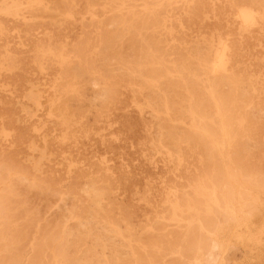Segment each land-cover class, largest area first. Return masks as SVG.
<instances>
[{
    "label": "rangeland",
    "instance_id": "1",
    "mask_svg": "<svg viewBox=\"0 0 264 264\" xmlns=\"http://www.w3.org/2000/svg\"><path fill=\"white\" fill-rule=\"evenodd\" d=\"M93 1L0 0V262L264 264V0Z\"/></svg>",
    "mask_w": 264,
    "mask_h": 264
},
{
    "label": "bare ground",
    "instance_id": "2",
    "mask_svg": "<svg viewBox=\"0 0 264 264\" xmlns=\"http://www.w3.org/2000/svg\"><path fill=\"white\" fill-rule=\"evenodd\" d=\"M94 1H95V0H94ZM94 1H93V2H94ZM94 3H96V1H95ZM97 3H98V2H97ZM97 3H96V4H97ZM154 3H155V2H154ZM99 5H100V4H99ZM128 5H129V4H128ZM89 6H90V4H89ZM95 6H97V5H95ZM92 7H93V4H92ZM113 7H114V6H113ZM48 9H49V8H48ZM119 10H120V9H119ZM110 11H111V10H110ZM146 13H147V12H146ZM239 13H240V11H239ZM150 15H151V14H150ZM239 15H241V13H240ZM143 16H144V15H143ZM240 17H241V16H240ZM130 18H131V17H130ZM140 18H141V17H139V19H140ZM142 18H144V17H142ZM123 19H124V18H123ZM155 19H156V18H155ZM155 19H154V20H155ZM241 19H243V18H241ZM164 20H165V19H164ZM118 21H119V19H118ZM121 21H123V20H121ZM138 21H139V20H138ZM140 21H141V20H140ZM146 21H147V19H146ZM157 21H158V19H157ZM111 22H112V21H111ZM114 22H115V21H114ZM126 22H127V21H126ZM161 22H162V21H161ZM139 23H140V22H139ZM143 23H145V22H143ZM153 23L155 24V21H154ZM167 23H168V22H167ZM108 24H109V23H108ZM120 24H121V23H120ZM125 24H126V23H125ZM145 24H146V23H145ZM154 24H152V26H153ZM158 24H159V21H158ZM123 25H124V24H123ZM136 25H137V24H136ZM155 25H157V23H156ZM137 26H138V25H137ZM140 26H141V25H140ZM143 26H144V25H143ZM163 26H164V25H163ZM141 27H142V26H141ZM145 27H146V26H144V30L146 29ZM147 27H148V25H147ZM129 28H130V27H129ZM159 28H160V27H159ZM169 28H170V27H169ZM131 29H132V28H131ZM142 29H143V28H142ZM153 29H154V28H153ZM115 30H116V29H115ZM127 30H128V29H127ZM109 32H110V31H109ZM131 32H132V31H131ZM144 32H145V31H144ZM144 32H142V33H144ZM155 32H156V31H155ZM126 33H127V32H126ZM138 33H139V32H138ZM107 35H108V33H107ZM118 35H119V34H118ZM118 35L116 34V37L113 36L112 38H117ZM127 35H128V34H127ZM139 35H140V34H139ZM142 35H143V34H142ZM110 36H111V35H110ZM119 37H120V35H119ZM122 37H123V36H122ZM226 37H227V36H226ZM123 38H124V37H123ZM125 38H126V37H125ZM108 39H109V38H108ZM110 39H111V37H110ZM121 39H122V38H121ZM139 39H140V38H139ZM142 39H145V38H142ZM113 40L116 41L115 39H113ZM137 40H138V39H137ZM156 40H157V39H156ZM143 41H144V40H143ZM145 41H147V40L145 39ZM145 41H144V42H145ZM121 42H122V40H121ZM130 42H131V41H130ZM148 42H150V41H148ZM101 43H103V40H101ZM142 43H143V42H142ZM154 43H155V42H154ZM156 43H157V42H156ZM103 44H104V43H103ZM117 44H118V43H117ZM121 44H122V43H121ZM143 44H144V43H143ZM158 44H159V43H157V45H158ZM161 44H162V43H161ZM104 45H106V44H104ZM129 45H131V44H129ZM137 45H138V44H137ZM139 45H140V44H139ZM139 45H138V46H139ZM145 45H149V43H146ZM157 45H154V46L157 47ZM114 46H115V45H114ZM121 46H122V45H120V47H121ZM131 46H132V45H131ZM161 46H162V45H161ZM112 47H113V46H112ZM153 48H154V47H153ZM106 49H108V48L106 47ZM114 49H115V48L113 47V50H114ZM157 49H158V48H157ZM134 50H135V49H134ZM148 50H150V48H149ZM102 51H103V50H102ZM106 51H107V50H106ZM131 51H132V50H131ZM218 51H219V50H218ZM223 51L225 52V50H223ZM103 52H104V51H103ZM133 52H135V51H133ZM140 52H141V51H140ZM146 52H147V51H146ZM105 53H107V52H105ZM149 53H150V52H149ZM149 53H148V54H149ZM156 53H157V52H156ZM146 54H147V53H146ZM160 54H161V53H160ZM217 54H218V53H217ZM116 55H117V54H116ZM156 55H157V54H156ZM161 55H162V54H161ZM220 55H221V54H220ZM98 56H99V55H98ZM102 56H103V55H102ZM118 56H120V55H118ZM159 56H160V55H159ZM221 56H222V55H221ZM139 57H140V56H139ZM144 57H145V56H144ZM148 57H149V56H148ZM148 57H147V59H148ZM151 57H152V56H151ZM156 57H158V56H156ZM162 57H163V56H162ZM200 57H201V56H200ZM101 58H102V57H101ZM101 58H100V61H101ZM122 58H123V57H122ZM140 58H142V57H140ZM154 58H155V57H154ZM160 58H161V57H160ZM201 58H202V57H201ZM103 59H104V57H103ZM103 59H102V60H103ZM118 59H120V57H118ZM123 59H124V60H122V62H124L126 58H123ZM136 59H137V58H136ZM145 59H146V58H145ZM145 59H143V60L145 61ZM152 59H153V58H152ZM162 59H163V58H162ZM199 59H200V58H199ZM130 60H131V61H132V60L135 61V60L132 59V58L129 59V61H130ZM149 60H150L149 62H151V58H150ZM153 60H154V59H153ZM203 60H204V59H202V62H203ZM219 60H220V59H219ZM103 61H104V60H103ZM131 61H130V62H131ZM136 61H137V60H136ZM144 61H143V63H144ZM154 61L156 62V59H155ZM159 61H160V60H159ZM163 61H165V60H163ZM214 61H215V60H214ZM217 61H218V59H217ZM127 62H128V61H127ZM130 62H128V63H130ZM139 62H141V61H139ZM160 62H161V61H160ZM160 62H158V63H160ZM189 62L192 63L191 61H189ZM104 63H105V62H104ZM111 63H112V62H111ZM153 63H154V62H153ZM162 63H163V62H162ZM165 63H166V62H165ZM165 63H164V65H165ZM102 64H103V63H102ZM105 64H106V63H105ZM115 64H116V63H115ZM132 64H133V63H132ZM136 64H137V63H136ZM106 65H107V64H106ZM134 65H135V63H134ZM141 65H142V64H141ZM146 65H147V64H146ZM161 65H162V64H161ZM164 65H163V66H164ZM193 65H194V64H193ZM100 66H101V65H100ZM109 66H110V65H109ZM135 66H136V65H135ZM190 66H192V65H190ZM200 66H201V65H200ZM216 66H217V64H216ZM103 67H105V66L103 65ZM180 67H181V66H180ZM193 67H194V66H193ZM212 67H213V63H212ZM134 68H135V67H134ZM134 68H133V69H134ZM194 68H195V67H194ZM214 68H215V67H214ZM129 69H131V68H129ZM156 69H157V68H156ZM196 69H197V68H196ZM147 70H148V69H147ZM154 70H155V69H154ZM163 70H164V69H163ZM192 70H193V68H192ZM204 70H205V69H204ZM99 71H100V70H99ZM134 71H135V69H134ZM140 71H143V70H140ZM140 71H138V72L140 73ZM155 71H158V72H159L160 70L158 69V70H155ZM174 71H175V70H174ZM196 71H197V70H196ZM211 71H212V70H211ZM123 72H124V71H123ZM135 72L137 73V71H135ZM146 72H147V71H146ZM148 72H150V71H148ZM153 72H154V71H153ZM164 72H165V71H164ZM172 72H173V71H172ZM180 72L182 73V71H180ZM199 72H200V71H199ZM209 72H210V71H209ZM212 72H213V71H212ZM214 72H215V71H214ZM126 73H128V72H126ZM136 73H135V74H136ZM142 73H145V71L142 72ZM151 73H152V69H151ZM154 73H156V72H154ZM181 73H180V75H181ZM119 74H120V73H119ZM123 74H124V73H123ZM128 74H129V73H128ZM152 74H153V73H152ZM152 74H151V75H152ZM163 74H164V73H163ZM97 75H98V74H97ZM147 75H148V73H147ZM160 75H162V74H160ZM160 75H159V76H160ZM125 76H126V75H125ZM145 76H146V73H145ZM148 76H149V75H148ZM159 76H158V74H157V76H155V78L157 77V80H158V77H159ZM162 76H163V75H162ZM183 76H184V75H183ZM139 77H140V76H139ZM153 77H154V76H153ZM153 77H152V78H153ZM213 77H214V76H212V78H213ZM187 78H188V77H187ZM201 78H202V77H201ZM212 78H211V80H212ZM202 79H203V78H202ZM174 80H175V79H174ZM211 80H210V81H211ZM216 80H217V79H216ZM220 80H222V79H220ZM189 81H190V80H189ZM195 81H196V80H195ZM201 81H202V80H201ZM153 82H154V80H153ZM177 82H178V80H177ZM197 82H198V81H197ZM199 82H200V81H199ZM215 82H217V81H215ZM215 82H214V83H215ZM225 82H226V81H225ZM128 83H129V82H128ZM187 83H188V82H187ZM200 83H201V82H200ZM203 83H204V82H203ZM74 84H75V87H76L77 84H76V83H74ZM106 84H107V83H106ZM131 84H132V83H131ZM147 84H148V83H147ZM180 84H181V82H180ZM180 84H178L179 87H180ZM218 84H219V83H218ZM220 84H221V82H220ZM220 84H219V86H220ZM187 85H188V84H187ZM192 85H193V84H192ZM198 85H199V84H198ZM211 85H212V84H211ZM215 85H216V84H215ZM222 85H223V83H222ZM72 86H74V85H72ZM72 86H71V87H72ZM77 86H78V85H77ZM205 86H206V85H205ZM212 86H214V84H213ZM216 86H217V85H216ZM223 86H224V85H223ZM246 86H247V85H246ZM68 87H69V86H68ZM68 87H67V88H68ZM78 87H79V86H78ZM80 87H81V86H80ZM182 87H184V86H182ZM244 87H245V86H244ZM69 88H70V87H69ZM73 88H74V87H73ZM213 88H214V87H213ZM77 89H78V88H77ZM77 89H76V90H77ZM80 89H81V88H80ZM80 89H79V90H80ZM180 89H182V88H180ZM188 89H189V88H188ZM193 89H194V88H193ZM215 89H216V88H215ZM218 89H219V88H218ZM221 89H222V87H221ZM63 90H64V89H63ZM65 90H66V89H65ZM79 90H78V91H79ZM163 90H164V89H163ZM232 90H233V89H232ZM74 91H75V89H74ZM189 91H190V92H189L190 94L193 93V92H191V90H189ZM194 91H195V90H194ZM198 91H199V89H198ZM200 91H201V90H200ZM215 91H216V90H215ZM230 91H231V90H230ZM243 91H244V90H243ZM79 92H80V91H79ZM236 92H237V91H236ZM74 93H75V92H74ZM76 93H77V92H76ZM177 93H178V92H177ZM181 93H182V92H181ZM202 93H203V92H202ZM219 93H220V92H219ZM223 93H224V92H223ZM67 94H68V93H67ZM78 94H79V93H78ZM78 94H76V95H77L76 97H78ZM195 94H196V91H195ZM195 94L193 93V95H195ZM197 94H198V93H197ZM203 94H204V93H203ZM227 94H228V92H227ZM199 95H200V94H199ZM224 95H225V94H224ZM243 95H244V94H243ZM79 96H80V94H79ZM81 96H82V95H81ZM166 96H167V95H166ZM195 96H196V95H195ZM195 96H194V97H195ZM197 96H198V95H197ZM202 96H203V95H202ZM221 96H222V95H221ZM221 96H220L219 98H221ZM156 97H157V96H156ZM214 97H215V96H214ZM184 98H185V97H184ZM217 98H218V97H217ZM217 98H216V99H217ZM219 98H218V99H219ZM225 98H226V97H225ZM113 99H114V98H113ZM163 99H164V98H163ZM167 99H168V98H167ZM172 99H173V98H172ZM202 99H204V98H202ZM67 101H68V100H67ZM167 101H168V100H167ZM199 101H200V100H199ZM63 103H64V102H63ZM173 103H175V102H173ZM194 103H196V102H194ZM207 103H208V102H207ZM207 103H206V104H207ZM177 104H178V103H177ZM200 104H202V103L200 102ZM208 104H209V103H208ZM208 104H207V106H208ZM210 104H211V103H210ZM180 105H181V104H180ZM193 105H194V104H193ZM198 105H199V104H198ZM63 106H64V105H63ZM181 106H182V105H181ZM60 107H61V105H60ZM191 107H192V106H191ZM198 107H199V106H198ZM198 107H197V108H198ZM210 107H211V106H210ZM219 107H220V106H219ZM187 108H188V107H187ZM195 108H196V107H195ZM197 108H196V109H197ZM232 108H233V107H232ZM232 108H231V109H232ZM175 109H176V107H175ZM175 109H173V110H175ZM201 109H202V108H201ZM201 109H198V110H201ZM203 109H204V108H203ZM208 109H209V108H208ZM59 110H60V109H59ZM196 111H197V110H196ZM203 111H204V110H203ZM201 112H202V110H201ZM58 113L60 114V112H58ZM71 113H72V112H71ZM171 113H172V112H171ZM179 113H180V112H179ZM196 113H197V112H196ZM172 114H173V113H172ZM172 114H171V115H172ZM203 114H204V113H203ZM203 114H202V115H203ZM205 114H206V113H205ZM210 114H211V113H210ZM177 115H179V114H177ZM197 115H198V114H197ZM200 115H201V114H200ZM59 116H60V115H59ZM71 116H72V115L70 114V117H71ZM68 117H69V115H68ZM72 117H73V116H72ZM198 117L200 118V116H198ZM207 117H208V116H207ZM193 118H194V117H193ZM207 125H208V124H207ZM209 126H210V125H209ZM208 131H209V130H208ZM213 131H215V130H213ZM209 132H212V131L210 130ZM213 133H214V132H213ZM213 133H212L211 135H215V134H213ZM218 133H219V132H218ZM164 135H165V133H164ZM216 135H217V132H216ZM216 135H215L214 137H218V136H216ZM218 135H219V134H218ZM219 137H220V135H219ZM219 137H218V138H219ZM219 139H220V138H219ZM205 140H206V139H205ZM201 141H202V140H200V142H201ZM214 141H215V140H214ZM206 142H207V141H206ZM217 142H218V141H217ZM220 142H221V141H220ZM204 143H205V141L201 142V145L204 144ZM204 145H205V144H204ZM205 147H206V146H205ZM203 148H204V147H203ZM204 150H205V149H204ZM205 154H206V153H205ZM206 156H207V155H206ZM208 160H209V159H208ZM1 169H2V168H1ZM214 169H215V168H214ZM2 170H3V169H2ZM218 171H220V169H219ZM215 172H217V170H216ZM220 172H221V171H220ZM2 173H3V172H2ZM221 173H222V172H221ZM4 174H5V173H4ZM215 174H216V173H215ZM208 175H210V173H209ZM220 175H221V174H220ZM0 176H2V175L0 174ZM222 176H223V175H221V177H222ZM3 177H4V176H3ZM214 177H215L214 179H216V176H214ZM219 177H220V176H219ZM2 179H3V178H2ZM4 179H5V178H4ZM12 179H13V178H12ZM20 179H21V178H20ZM214 179H213V180H214ZM219 179H220V178H219ZM6 181H7V180H6ZM17 181H19V178H18ZM215 181H216V180H215ZM217 181H218V179H217ZM217 181H216V182H217ZM222 181H223V180H222ZM1 182H2V181H1ZM1 182H0V183H1ZM10 182H12V181H10ZM14 182H15V181H14ZM204 182H205V181H203V183H204ZM206 182H207V181H206ZM206 182H205V183H206ZM256 182H259V181L256 180ZM12 183H13V182H12ZM205 183H204V184H205ZM16 184H17V182H16ZM18 184H19V183H18ZM206 184H208V183H206ZM13 185H14V184H13ZM218 185H219V183H218L217 185H215V183H214V186H218ZM11 186H12V184H11ZM19 186H20V185H19ZM19 186H17V187H19ZM208 187H210V186H208ZM3 188H4V187H3ZM9 188H10V187H9ZM10 189H11V188H10ZM40 189H42V188L40 187ZM227 189H228V188H227ZM12 190L14 191L15 188L12 189ZM232 190H233V189H232ZM232 190H231V191H232ZM16 191H17V193L19 192L17 189L15 190V192H16ZM94 191H95V190H94ZM5 192H6V191H5ZM8 192H10V191L8 190ZM43 192H45V191H43ZM220 192H221V191H220ZM11 193H13V192H11ZM17 193H16V194H17ZM89 193H90V192H89ZM89 193H88V194H89ZM94 193H95V192H94ZM96 193H97V191H96ZM231 193H232V192H231ZM97 194H98V193H97ZM99 194H100V193H99ZM226 194H227V193H226ZM2 195H3V194H2ZM13 196H15V195H13ZM13 196H12V197H13ZM95 196H96V194H95ZM217 196H218V194H217ZM229 196H230V195H229ZM10 197H11V194H10V193H7V194H5L3 197H1V202H2L1 204H3V206H4L5 208H7V209H8V208H13V207L17 204V203L14 202V203H15V205H14V204H13L12 197H11V198H10ZM18 197H19V196H18ZM86 197H89V196L86 194ZM90 197H91V195H90ZM90 197H89V199H90ZM222 197H223V196H222ZM92 198H93V197H92ZM92 198H91V199H92ZM243 198H244V197H243ZM13 199H14V198H13ZM17 199H18V201H19V198H17ZM89 199H88V200H89ZM187 199H188V198H187ZM226 199H227V198H226ZM245 199H247V198H245ZM245 199H244V200H245ZM200 200H201V199H200ZM247 200H248V199H247ZM14 201H15V200H14ZM20 201H21V200H20ZM92 201H93V200H92ZM94 201H95V200H94ZM223 201H224V200H223ZM233 201H234V200H233ZM97 202H98V198H97ZM230 202H231V201H230ZM21 203H22V201H21ZM92 203H93V202H92ZM202 203H203V201H202ZM244 203H245V202H244ZM94 204H96V203L94 202ZM98 204H100V203H98ZM223 204H224V203H223ZM13 205H14V206H13ZM18 205H20V202H19V204H17L16 206H18ZM101 205H102V204H101ZM101 205H99V206L102 207ZM20 206H21V205H20ZM93 206H94V205H93ZM97 206H98V205L96 204V206H95V208H94L95 210L97 209V208H96ZM178 206H179V205H178ZM228 206H229V205H228ZM241 206H242V205H241ZM216 207H217V206H216ZM231 207H232V206H231ZM231 207H229V208H231ZM5 208H4V209H5ZM14 208H16V207H14ZM24 208H25V207H24ZM182 208H184V207H182ZM190 208H191V207H190ZM211 208H212V207H211ZM224 208H225V207H224ZM242 208H243V207H242ZM246 208H247V207H246ZM21 209H22V208H21ZM102 209H103V208H102ZM214 209H215V208H214ZM217 209H219V208H217ZM221 209H222V208H221ZM248 209H249V208H248ZM251 209H252V208H251ZM8 210L10 211L11 209H8ZM187 210H188V209H187ZM190 210H191V209H190ZM190 210H189V211H190ZM25 211H27V210H25ZM97 211H98V210H97ZM97 211H95L94 213H96ZM100 211H102V210H99L98 212H100ZM181 211H183V210H181ZM214 211H215V210H214ZM7 212H8V211H7ZM17 212H18V211H17ZM20 212H21V211H20ZM20 212H19V214H22V213H20ZM215 212H216V211H215ZM217 212H218V211H217ZM252 212H253V211H252ZM15 213H16V212H15ZM15 213H14V214H15ZM107 213H108V212H107ZM225 213H226V212H225ZM250 213H251V212H250ZM24 214H25V212H24ZM27 214H28V213H27ZM27 214H26V215H27ZM81 214H82V213H81ZM99 214H100V213H99ZM10 215H11V214H10ZM17 215H18V213H17ZM17 215H16V216H17ZM31 215H37V214L34 213V214H31ZM181 215H182V214H181ZM184 215H185V214H184ZM209 215H210V214H209ZM218 215H219V214H218ZM224 215H225V214H224ZM227 215H228V214H227ZM11 216H12V215H11ZM24 216H25V215H24ZM28 216L30 217V215H28ZM73 216H74V215H73ZM106 216H107V214H106ZM213 216H215V215H213ZM12 217L15 218V215L12 216ZM17 217H18V216H17ZM20 217H21V216H20ZM20 217H19V219L23 218V217H21V218H20ZM31 217H32V216H31ZM94 217H97V216L94 215ZM99 217H100V216L98 215V218H99ZM209 217H211V216H209ZM9 218H10V217H9ZM33 218H34V217H33ZM39 218H40V217H39ZM39 218H38L37 220H39ZM29 219H30V218H29ZM239 219H240V218H239ZM14 220H16V218H15ZM21 220H22V219H21ZM85 220H86V219H85ZM187 220H188V219H187ZM26 221H27V220H25V222H26ZM29 221H30V220H29ZM31 221H32V220H31ZM35 221H36V220H35V218H34V222H35ZM217 221H218V220H217ZM3 222H4V220H3ZM17 222H18V221H17ZM210 222H211L210 220L207 221L208 224H211ZM1 223H2V222H1ZM9 223H10V222H9ZM23 223H24V222H23ZM23 223H21V225H22ZM50 223H51V222H50ZM218 223H219V222H218ZM25 224H27V223H24V225H25ZM30 224L32 225V222L29 223V226H30ZM36 224H37V223H36ZM9 225H11V224H9ZM24 225L22 226V228L24 227L23 229L26 230L25 226H26V227H28V226H27V225L24 226ZM34 225H35V224H33V226H34ZM59 225H60V224H59ZM59 225H58V226H59ZM1 226H2V225H1ZM19 226H20V225H19ZM19 226H18V227H19ZM33 226H32V227H33ZM45 226H46V225H45ZM47 226H48V225H47ZM86 226H87V225H86ZM181 226H182V224H181ZM213 226H214V225H213ZM4 227H5V226H4ZM4 227H3V228H4ZM8 227H10V226H8ZM52 227H53V224H52ZM52 227H50V228H52ZM84 227H85V226H84ZM84 227H83V228H84ZM90 227H91V226H90ZM179 227H180V226H179ZM201 227H202V226H201ZM215 227H216V225L214 226V229H215ZM3 228H2V230H4V231H3V232L0 231V235H4L8 230H10V229L7 230L6 228H5V229H3ZM33 228H34V227H33ZM33 228H31V229H33ZM50 228H49V229H50ZM91 228H92V227H91ZM187 228H188V227H187ZM192 228H193V227H192ZM194 228H195V227H194ZM202 228H203V227H202ZM212 228H213V227H212ZM23 229H22V231H23ZM29 229H30V228H29ZM31 229H30V231H28V232H30V233H28V234H30V235H31V232H32ZM39 229H41V227H40ZM57 229L60 231L59 227H58ZM89 229H90V228H89ZM112 229H113V228H112ZM195 229H196V228H195ZM5 230H6V231H5ZM19 230H20V228H19ZM25 230H24V231H25ZM10 231L12 232V229H11ZM20 231H21V230H20ZM24 231H23L22 233H24ZM46 231H47V230H46ZM90 231H91V230H90ZM197 231H198V230H197ZM206 231H208V230H206ZM11 232H9V233H11ZM15 232H16V231H15ZM39 232H40V231H39ZM56 232H57V230H56ZM56 232H55V233H56ZM84 232H85V231H84ZM210 232H211V231H210ZM19 233H20V232H19ZM19 233H17L18 236L20 235ZM26 233H27V232H26ZM47 233H48V232H47ZM192 233H193V231H192ZM192 233H191V234H192ZM200 233H201V232H200ZM6 234H7V233H6ZM178 234H179V233H178ZM23 235H24V234H22V237H24ZM38 235L40 236V233H39ZM41 235L43 236L44 234H41ZM78 235H79V234H78ZM84 235H85V234H84ZM195 235H197V234H195ZM199 235H200V234H199ZM9 236L12 237V235H9ZM18 236H17V237H18ZM52 236H53V234H52ZM57 236H58V235H57ZM163 236H164V235H163ZM179 236H180V234H179ZM184 236H185V235H184ZM2 237H5V235L2 236ZM15 237H16V236H15ZM15 237H14V238H15ZM19 237H20V236H19ZM79 237H80V236H79ZM186 237H189V239L191 238L190 236H186ZM186 237H183V236H182L181 238H186ZM196 237H197V236H196ZM201 237H203V236H201ZM14 238H13V239H14ZM29 238H31V237L29 236ZM29 238H28V239H29ZM38 238H39V237H38ZM163 238H164V237H163ZM204 238H205V237H204ZM19 239H20V238H19ZM24 239H25V238H24ZM35 239H37V238H35ZM168 239H169V238H168ZM174 239H175V238H174ZM187 239H188V238H187ZM10 240H11V239H10ZM15 240H16V239H15ZM41 240H42V239H41ZM50 240H51V239H50ZM50 240L48 241V242H49V245H51V244H50ZM166 240H167V237H166ZM181 240H183V239H181ZM196 240L199 241V238H196ZM196 240H195V243H196V244H199L198 241L196 242ZM201 240H203V238H201ZM205 240H206L205 242H207V239H205ZM0 241H1V240H0ZM2 241H3V240H2ZM12 241H13V240H11L10 242H12ZM16 241H17V240H16ZM30 241H31V240L29 239V241L27 240V242H25V243L28 244V242H30ZM36 241H37V240H36ZM162 241H163V240H162ZM168 241H169V240H168ZM175 241H176V240H175ZM183 241H184V240H183ZM20 242H21V241H20ZM22 242H23V240H22ZM48 242H47V243H48ZM184 242H187V241L185 240ZM188 242H189V241H188ZM203 242H204V240L202 241V243H203ZM51 243H52V241H51ZM139 243H140V242H139ZM161 243H162V242H161ZM182 243H183V242H181V245H182ZM193 243H194V242H193ZM193 243H192V244H193ZM210 243H211V242H210ZM215 243H216V242H215ZM8 244H9V241H8ZM38 244H40V241H39ZM38 244H37V245H38ZM140 244H141V243H140ZM168 244H169V243H168ZM183 244H184V243H183ZM190 244H191V242H190ZM205 244H206V243H205ZM6 245H7V244H6ZM9 245H10V244H9ZM12 245H13V243L11 244V246H12ZM22 245H23V244H22ZM24 245H26V244H24ZM41 245L43 246L42 242H41ZM41 245H39L38 248H39V247L42 248ZM49 245H47V246H49ZM159 245H160V244H159ZM166 245H167V243H166ZM181 245H179V246H181ZM200 245H201V244H200ZM206 245H208V244H206ZM209 245H210V244H209ZM209 245H208V246H209ZM3 246L5 247V245H3ZM187 246H188V244H186V246L184 245L183 247H187ZM191 246H193V245H191ZM201 246H202V245H201ZM208 246H207V247H208ZM210 246H211V245H210ZM6 247H7V246H6ZM20 247H23V246H21V244H20ZM24 247H25V246H24ZM153 247H155V246H153ZM164 247H165V246H164ZM166 247H167V246H166ZM168 247H169V246H168ZM170 247H172V246H170ZM1 248H2V246H1ZM1 248H0V250H1ZM7 248H8V247H7ZM155 248H156V247H155ZM180 248H181V247H180ZM180 248H179V249H180ZM189 248H190V247H189ZM8 249H9V248H8ZM39 249H40V248H39ZM42 249H43V248H42ZM42 249H41V251H43ZM161 249H162V247H161ZM168 249H169V248H168ZM173 249H174V248H173ZM190 249H191V248H190ZM192 249H193V248H192ZM215 249H216V248H215ZM3 250H4V249H3ZM6 250H7V249H5L4 251L6 252ZM13 250H14V249H13ZM16 250H18V249H16ZM33 250H34V249H33ZM37 250H38V249H37ZM37 250H36V251H37ZM44 250H45V249H44ZM169 250H170V249H169ZM184 250H185V249H184ZM184 250H183V252H184ZM194 250H195V249H194ZM14 251H15V250H14ZM18 251H20V249H19ZM18 251H17L16 254H17V256L19 257V255H18V254H19ZM34 251H35V250H34ZM36 251H35V254H34L33 251H32V255H31L32 258L30 257L31 260L28 262V264H35V263H37V260H39V258L41 259L40 252L37 253ZM39 251H40V250H39ZM165 251H166V249H165ZM170 251H172V250H170ZM170 251H169V252H170ZM173 251H174V250H173ZM175 251H177V250H175ZM181 251H182V250H181ZM181 251H179V253H177V252H176V253L179 255V254L181 253ZM187 251H189V250H187ZM203 251H204V250H203ZM7 252H9V251H7ZM139 252H140V251H139ZM162 252H164V251L162 250ZM167 252H168V250H167ZM183 252H182V253H183ZM211 252H212V250H211ZM157 253H158V252H157ZM160 253H161V251H160ZM173 253H175V252H173ZM185 253H186V251H185ZM185 253L182 254V255H183V258H185V257H184ZM193 253H194V251H193ZM205 253H206V252H205ZM2 254H3V257H4V259H5L6 256H7V255H5L6 253L4 254V253L2 252ZM13 254H14V252H13ZM16 254L13 255V256H16ZM33 254H34V255H33ZM41 254H42V253H41ZM141 254H142V253H141ZM162 254H164V253H162ZM162 254H161V255H162ZM167 254H168V253H167ZM167 254H166V255H167ZM186 254L188 255V253H186ZM190 254H191V253H190ZM4 255H5V256H4ZM159 255H160V254H159ZM169 255H170V254H169ZM175 255H176V254H175ZM178 255H177V256H178ZM207 255H208V258H207V259L209 260V259L211 258V256H210L209 254H207ZM207 255H206V257H207ZM211 255H212V254H211ZM21 256H22V255H21ZM21 256H20V258H21ZM136 256H137V255H136ZM163 256H164V255H162V258H163ZM170 256H171V255H170ZM188 256L190 257L191 255H188ZM188 256H187V257H188ZM8 257H9V256H8ZM11 257H12V256H11ZM147 257H148V256H146V258H147ZM164 257H168V255H167V256H164ZM173 257H174V256H173ZM175 257H176V256H175ZM203 257H204V256H203ZM12 258H13V260L16 259V257H15V258L12 257ZM30 258H29V259H30ZM137 258H138V257H137ZM191 258H192V257H191ZM214 258H215V257H214ZM1 259H2V257H1ZM1 259H0V260H1ZM4 259H3V260H4ZM114 259H115V258H114ZM138 259H139L138 261H140V258H138ZM170 259H171V257H170ZM173 259H176V258H173ZM173 259H171V260H173ZM187 259H188V258H187ZM3 260H2V261H3ZM10 260L12 261V259H10ZM10 260L7 258V259H5L3 262H0V264H15V263H16V262H11ZM18 260H19V259H18ZM18 260H17V261H18ZM21 260H22V259H21ZM27 260H28V259H27ZM41 260H42V259H41ZM168 260H169V259H168ZM171 260H170V261H171ZM188 260H191V261H192V259H188ZM203 260H204V258H203ZM19 261H20V260H19ZM19 261H18V262H19ZM48 261H49V260H48ZM170 261H169V262H170ZM177 261L181 262V260H177ZM185 261H186V260H185ZM210 261H211V260H210ZM38 262H40V260H39ZM160 262H161V261H160ZM162 262H163V261H162ZM172 262H173V261H172ZM172 262H170V263H172ZM206 262H207V261H206ZM42 263H43V262H42ZM47 263H48V262H47ZM135 263H137V262H135ZM139 263H140V262H138V264H139ZM151 263H152V262H151ZM167 263H168V262H166V264H167ZM177 263H178V262H177ZM203 263H204V262H203ZM17 264H18V263H17ZM38 264H39V263H38ZM120 264H122V263H120ZM163 264H165V263H163ZM174 264H176V263L174 262ZM178 264H181V263H178ZM187 264H189V263H187ZM205 264H207V263H205ZM208 264H209V263H208ZM211 264H212V263H211Z\"/></svg>",
    "mask_w": 264,
    "mask_h": 264
}]
</instances>
